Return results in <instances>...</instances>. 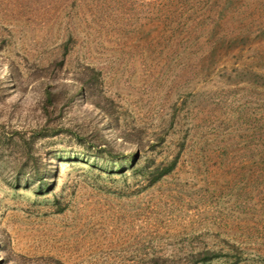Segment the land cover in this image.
I'll list each match as a JSON object with an SVG mask.
<instances>
[{"label":"rangeland","instance_id":"rangeland-1","mask_svg":"<svg viewBox=\"0 0 264 264\" xmlns=\"http://www.w3.org/2000/svg\"><path fill=\"white\" fill-rule=\"evenodd\" d=\"M153 257L264 264V0H0V264Z\"/></svg>","mask_w":264,"mask_h":264},{"label":"trees","instance_id":"trees-1","mask_svg":"<svg viewBox=\"0 0 264 264\" xmlns=\"http://www.w3.org/2000/svg\"><path fill=\"white\" fill-rule=\"evenodd\" d=\"M82 79H83L82 81L85 83V85H86V84L88 85V89L91 88V85H90L91 81H93V80H98L97 77H95V75H89V74H85L84 77H83ZM85 85H83L82 88H84ZM93 96H95L93 93H91L90 91L87 92V91L84 90V95H81L80 99L89 98V100H90L92 103H94L96 106L100 107V106H101V103H98V102L93 98ZM48 98L51 99L52 97L48 95ZM133 157H134V155L131 156V158H133ZM168 171H169V169H158V171H157L155 174H153V177H152L151 181H152V180H153V181L158 180L160 177H162V176H163L164 174H166ZM159 259H162V260L159 261ZM152 261L155 262V263H153V264H167L166 259H164V258H160V257H153ZM152 261H151V262H152Z\"/></svg>","mask_w":264,"mask_h":264}]
</instances>
